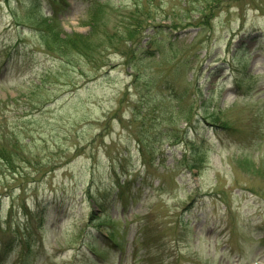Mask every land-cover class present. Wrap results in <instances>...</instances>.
<instances>
[{
    "label": "rangeland",
    "instance_id": "374dc122",
    "mask_svg": "<svg viewBox=\"0 0 264 264\" xmlns=\"http://www.w3.org/2000/svg\"><path fill=\"white\" fill-rule=\"evenodd\" d=\"M192 1L109 0L95 18L90 1L66 0L42 37L49 0L39 13L0 0V153L12 156L11 167L0 157V247L19 239L5 264H264V0H219L210 29L170 36L173 47L136 39L147 25L187 26ZM147 46L164 51L140 63ZM231 72L249 95L219 90ZM153 103L164 112L145 118ZM213 107L221 122L193 125L175 146ZM141 137L154 148L146 171ZM117 174L136 201L117 202ZM91 212L118 231L119 251L108 245L97 263L82 244Z\"/></svg>",
    "mask_w": 264,
    "mask_h": 264
},
{
    "label": "trees",
    "instance_id": "16d2710c",
    "mask_svg": "<svg viewBox=\"0 0 264 264\" xmlns=\"http://www.w3.org/2000/svg\"><path fill=\"white\" fill-rule=\"evenodd\" d=\"M209 2H210V5H212L213 7H215V8H218L219 7V0H208ZM209 5V4H208ZM207 10V9H206ZM98 10L97 11H94V13H96V14H93L94 16H95V18L97 17V14H98ZM206 20L208 19V18H205ZM208 21H210V19L208 20ZM97 23V19L95 20V24ZM43 26H44V30L42 31V34H41V36L42 37H48L49 36V34H50V31L52 30V32H55V29L52 27V25L50 24V23H47V22H43ZM56 33V32H55ZM51 36H52V34H51ZM50 36V37H51ZM56 46H57V44H55L54 42L52 43V49L53 48H55L56 49ZM60 46V45H59ZM62 47V49H64V48H66L67 50H69V48L68 47H66L65 45H63V46H61ZM86 47H88V46H86ZM88 48H90V46L88 47ZM57 50V49H56ZM86 51H87V49L86 48H79V51H76V52H78V53H86ZM66 51H64L63 50V53H65ZM131 60L132 59H130L129 61L131 62ZM213 115V114H212ZM216 115V113H214V115L213 116H215Z\"/></svg>",
    "mask_w": 264,
    "mask_h": 264
}]
</instances>
